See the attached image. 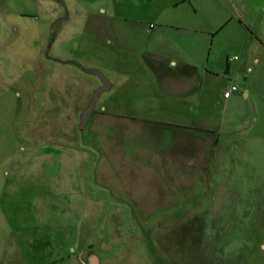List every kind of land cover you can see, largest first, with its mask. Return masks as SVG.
Returning <instances> with one entry per match:
<instances>
[{"label": "rangeland", "instance_id": "1", "mask_svg": "<svg viewBox=\"0 0 264 264\" xmlns=\"http://www.w3.org/2000/svg\"><path fill=\"white\" fill-rule=\"evenodd\" d=\"M110 19L80 0H0V166L23 145L48 142L79 156L85 147V234L95 233L87 262L264 264V148L232 143L226 160L215 151L201 165L199 149L191 159L184 144L174 147L173 128L158 126L160 112L150 109L129 111L135 124L117 144L108 88L80 125L103 83L87 69L109 81L126 53L104 38ZM115 144L128 151L124 164L112 159ZM99 185L110 201L91 199Z\"/></svg>", "mask_w": 264, "mask_h": 264}, {"label": "crops", "instance_id": "2", "mask_svg": "<svg viewBox=\"0 0 264 264\" xmlns=\"http://www.w3.org/2000/svg\"><path fill=\"white\" fill-rule=\"evenodd\" d=\"M80 3L111 18L102 21V30H108L104 38L126 51L107 87L111 125L121 133L117 144H125L135 124L129 111L150 109L160 112L154 119L158 126L173 128L174 147L184 144L191 159L199 149L201 165L215 151L226 160L236 149L232 143L264 148V0ZM232 83L237 89L225 96ZM162 111L173 112V118ZM141 127L138 134L146 133ZM117 144L120 151L112 147V159L124 164L128 151ZM79 149L80 156L48 142L23 145L2 162L0 264H95L87 262L95 233L85 234V147ZM102 191L99 185L91 199L110 201Z\"/></svg>", "mask_w": 264, "mask_h": 264}, {"label": "water", "instance_id": "3", "mask_svg": "<svg viewBox=\"0 0 264 264\" xmlns=\"http://www.w3.org/2000/svg\"><path fill=\"white\" fill-rule=\"evenodd\" d=\"M88 71L92 72V73H96L98 74L101 78H102V85L97 87L93 93H92V97L88 103V105L83 109V111L80 114V125L83 126L85 124V122L87 121V118L90 114V112L93 110L94 106H95V102L100 94V92L107 88L109 86V81L107 80V78H105V76L102 74V72L96 68H88Z\"/></svg>", "mask_w": 264, "mask_h": 264}, {"label": "built area", "instance_id": "4", "mask_svg": "<svg viewBox=\"0 0 264 264\" xmlns=\"http://www.w3.org/2000/svg\"><path fill=\"white\" fill-rule=\"evenodd\" d=\"M236 89H237V85L234 84V83H232V84H230V85L227 87V89L224 91V95H225V96H229V95L232 93V91H234V90H236Z\"/></svg>", "mask_w": 264, "mask_h": 264}]
</instances>
